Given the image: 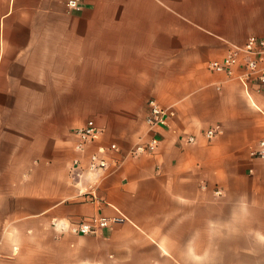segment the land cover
<instances>
[{"label":"crops","instance_id":"crops-1","mask_svg":"<svg viewBox=\"0 0 264 264\" xmlns=\"http://www.w3.org/2000/svg\"><path fill=\"white\" fill-rule=\"evenodd\" d=\"M67 1L0 0V264H264V86L209 68L264 0Z\"/></svg>","mask_w":264,"mask_h":264},{"label":"built area","instance_id":"built-area-1","mask_svg":"<svg viewBox=\"0 0 264 264\" xmlns=\"http://www.w3.org/2000/svg\"><path fill=\"white\" fill-rule=\"evenodd\" d=\"M67 7L70 11L80 9L79 0H68ZM209 68L214 72H220L229 78H236L242 82L256 81L260 86H264V38L249 36L244 44L234 45L221 60H215L209 63ZM173 115V112L161 106L155 99L148 102V114L146 122L151 130L166 124L167 116ZM75 135L79 142L76 148L83 151L89 145L98 142L103 134V130L94 120H88L83 126L75 130ZM218 129H211L207 136L211 139L216 136ZM188 142H194L193 137H189ZM159 146V140L152 138L147 146H139L137 151L152 152ZM110 149H117L112 145ZM105 148H100L98 153L90 157L89 167L91 170H99L107 167V160L102 156L106 154ZM251 157L264 161V139L260 140L257 146L252 149ZM109 224L106 218H94L92 221H82L73 226L72 231L80 235H99L101 230Z\"/></svg>","mask_w":264,"mask_h":264}]
</instances>
